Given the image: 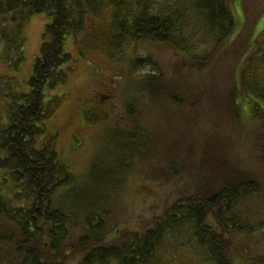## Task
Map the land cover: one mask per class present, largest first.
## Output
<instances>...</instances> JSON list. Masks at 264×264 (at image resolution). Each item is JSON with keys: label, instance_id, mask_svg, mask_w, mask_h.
<instances>
[{"label": "trees", "instance_id": "obj_1", "mask_svg": "<svg viewBox=\"0 0 264 264\" xmlns=\"http://www.w3.org/2000/svg\"><path fill=\"white\" fill-rule=\"evenodd\" d=\"M157 1L0 0V46L5 43L9 47L2 55L13 52L11 42L16 43L11 39L10 21L22 17V30L32 13L47 12L51 17L28 81L29 90L11 89L7 84L0 92V100L5 101L3 109L0 105V264H110L114 259L119 264H153L167 233L187 222H191L198 242L207 247L216 264H232L229 252L233 248L239 249L240 256L264 264V255L248 252L228 236L234 231L252 233L264 227V219L252 226L232 213L235 201L259 191L260 182L250 177L219 142L215 147L198 148L194 142L181 143L175 135L168 142L153 143L154 133L143 122V116L156 103L160 107V101L183 105L185 87L170 89L162 81V74H147L137 84V92L146 100L137 108L132 105L129 111L133 126L116 129L108 137L107 159L94 157L81 179L61 161L56 133L48 132L45 122L51 110L46 97L59 82L66 81V73L60 70L71 57L66 42L71 35L82 33L89 18L99 16L107 7L112 8L116 19L110 28L115 52L120 53L122 43L131 38L136 43L148 40L189 53L188 42L194 33L185 32L186 12L156 8ZM187 1L190 14L211 35L213 45L180 67L200 71L242 23L233 13L235 0ZM123 3L127 4V15L119 10ZM261 36L260 43L250 51L256 52L257 61L249 60L253 58L249 52L240 82L232 92L237 118L243 114L252 120H264V29ZM16 44L21 46L22 42ZM23 54L18 50L14 66L24 62ZM132 63L133 67H143L153 60L151 56H137ZM46 133L43 144L37 145L38 138ZM152 159L158 161L155 167L169 175L168 180L204 175L217 180L214 190L179 197L135 231L117 229L109 239L108 219L118 204L124 181L131 170L132 176L138 174V169L151 164Z\"/></svg>", "mask_w": 264, "mask_h": 264}, {"label": "rangeland", "instance_id": "obj_2", "mask_svg": "<svg viewBox=\"0 0 264 264\" xmlns=\"http://www.w3.org/2000/svg\"><path fill=\"white\" fill-rule=\"evenodd\" d=\"M126 5L123 3L119 7L123 15H127ZM155 5L166 11L181 9L186 12L183 20L187 24L185 32L194 33L188 42L189 53L180 47L148 40L136 43L131 38L122 43L120 53L115 52L111 46L114 32L110 28L114 27L116 19L112 17V8L108 7L99 16H91L82 33L68 38L66 49L71 57L60 69L66 73V81L59 82L46 97V101L49 98L51 114L45 123L48 132L56 133L55 145L61 152L60 159L80 179L85 176L94 157L101 156L106 160L108 137L116 129L131 128L129 111L132 105L137 108L146 100L137 92V84L149 73L162 74V81L168 88L185 87L187 94L182 98L183 105L160 101V107L156 103L152 111L143 116L144 124H149L154 133L152 142H168L175 135L181 143L194 142L198 148L215 147L219 142V146L226 148V153L261 184L259 191L235 201L232 210L244 223L258 226L264 219V120H252L243 114L237 118L231 98L248 62L249 57H245L262 40L264 0H235L233 13L242 24L235 27L200 71L180 67L184 62L190 63L193 55L213 45L211 35L190 14L189 2L158 0ZM22 20L19 17L9 23L13 32L11 39L22 42V45L11 42L13 52L9 50L3 55L2 52L9 47L5 43L0 46V92L7 84L11 89L29 90L28 81L51 17L47 12L32 13L19 30ZM244 30L246 36L243 37ZM21 49L24 53L21 61L24 62L14 66L13 58ZM137 56H151L153 63L133 67V59ZM250 56H253L250 61H257L256 52ZM4 103L1 99L2 109ZM47 135L40 136L37 145L43 144ZM150 162L152 165L144 164L134 176L131 170L124 181L118 204L108 219L109 239L115 236L117 229L135 231L179 197L214 190L217 180L213 178L190 174L168 180L169 175L154 166L158 161L152 159ZM194 232L191 222L170 230L157 250L153 264H216ZM228 236L243 244L248 252L264 255V227L252 233L234 231ZM229 253L232 264H258L249 257L240 256L238 248ZM232 256L235 259H231ZM110 264L119 262L114 259Z\"/></svg>", "mask_w": 264, "mask_h": 264}]
</instances>
